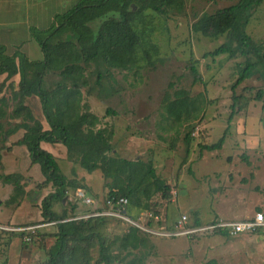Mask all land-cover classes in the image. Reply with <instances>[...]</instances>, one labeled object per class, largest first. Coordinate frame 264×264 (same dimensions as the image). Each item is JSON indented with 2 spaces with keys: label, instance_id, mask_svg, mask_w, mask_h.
<instances>
[{
  "label": "rangeland",
  "instance_id": "374dc122",
  "mask_svg": "<svg viewBox=\"0 0 264 264\" xmlns=\"http://www.w3.org/2000/svg\"><path fill=\"white\" fill-rule=\"evenodd\" d=\"M235 2L237 0H184L181 12L147 19L152 29L150 43L156 50L144 61L140 60L139 66L122 69L105 65L108 71L103 73L101 80H97L93 63L85 66L86 83L80 88L82 102L100 118L98 126L113 130L112 152L127 159L151 161L157 175L170 184V195L166 199L155 196L149 210L156 209L157 202L163 218L159 224L167 227L173 226L180 214H186L188 222L198 219L204 224L216 218L251 217L255 206H260L256 203L264 204V62L257 63L253 74L233 91L231 86L238 76V66L245 57L204 56L205 52L224 42L226 36L208 38L191 30L192 22L202 13H212ZM98 23L97 20L91 26L96 27ZM246 32L264 50V1L254 9ZM12 50L10 47L9 51ZM250 59L255 61L256 57L251 55ZM191 66L197 69V81H194ZM59 80L57 73L52 71L44 75L47 89L55 87ZM1 83L0 98L7 99V112L10 113L16 104L12 90L17 86L14 82ZM176 89L187 90L191 97L204 95L206 101H198L201 110L195 120L180 123L167 116L165 97L173 98ZM258 91L262 92L260 98L257 97ZM233 103L235 111L228 124ZM28 105L33 115L48 128L39 98L33 95L28 99ZM107 108L112 112H106ZM8 121L14 122L12 119ZM3 122L5 130L9 127L7 119ZM189 130L192 140L187 144L184 137ZM224 132L221 148L207 151L200 147L217 142ZM23 133V129H18L5 135L0 129V174L8 173L6 168L15 156L27 157L26 147L17 144ZM251 139L257 140L254 147L250 146ZM52 147L61 172L69 178L75 177L78 181H74L90 196L104 200L109 189L106 186L108 180H104L101 172H87L71 162L64 145L56 143ZM29 166L22 173L28 196L21 202L27 200L32 207H37V220H40L44 218L42 200L54 188L49 184L40 185L42 181L35 180ZM76 189L67 188L63 200L53 201L51 210L68 218L85 213V206L66 200ZM11 190L12 186L0 179V209L7 213V219H11L12 212L21 204L16 206L5 202ZM238 196L245 197L247 203L236 201ZM129 209L140 222L159 225L148 222L146 217L143 219L141 213L148 210L139 211L130 206ZM102 217L101 221L90 217L92 220L84 235L70 241V248L64 254L65 261L68 260L69 264H104L100 261L98 235L112 244V254L119 252L117 244L112 241L126 232L130 224L113 216ZM40 231L42 234L34 236L28 243L15 235L19 242L13 246L0 237V264H7L10 247L24 251V257L12 259L11 264H40L47 260L56 228L44 227ZM134 252L137 255L145 252L144 264H207L209 260H215L217 264H264V234L253 232L230 236L215 232L191 237L150 234L147 245ZM124 253L121 252L120 258Z\"/></svg>",
  "mask_w": 264,
  "mask_h": 264
},
{
  "label": "trees",
  "instance_id": "16d2710c",
  "mask_svg": "<svg viewBox=\"0 0 264 264\" xmlns=\"http://www.w3.org/2000/svg\"><path fill=\"white\" fill-rule=\"evenodd\" d=\"M263 1L237 0L234 4L218 8L212 13H202L191 24L193 32L201 33L205 37L226 36L224 42L205 52L204 56L225 54L229 58L239 55L245 57L244 62L238 66V76L231 86L233 91L238 84L253 74L257 63L264 62L262 45L246 32L254 9ZM183 6L184 0H77L64 11L56 13L49 26L43 30L30 27V34L41 49V59H30L19 47L8 53L5 45L0 42V75L5 73V80H9L19 74L17 87L12 90L16 104L10 113L7 112V99L0 98V129L5 135H11L18 129L24 130L17 144L26 147L31 164L39 165L44 177L40 185L49 184L54 188L42 200V221L68 218L65 214L60 216L52 211L51 205L53 201L63 200L67 188H81L74 181L75 177L69 178L61 172L56 157L41 147L43 141L64 145L67 159L87 172L99 170L104 180H108L107 196L126 197L128 208L130 206L139 211H149L155 196L166 199L170 195V184L157 175L151 161L127 159L112 152L113 130L98 126L100 118L83 104L80 88L86 83L84 72L87 64L95 65L97 80H101L103 73L108 71L105 65L122 69L139 66L140 60L144 61L148 54L156 50L155 45L150 43L152 29L148 26L147 19L154 15L168 16L170 13H179ZM97 20L98 25L91 26V23ZM251 55L256 57L255 61L250 59ZM49 71L57 73L60 77L51 89L44 85V75ZM191 72L194 81H197L199 76L194 66H191ZM261 94L262 92L258 91L257 97L260 98ZM33 95L41 102L48 129H44L41 121L25 105L26 99ZM233 99H236L235 95ZM199 100H205L203 94L191 97L187 90L176 89L173 98L166 95L164 109L168 117L180 123L190 122L199 115ZM233 110L234 103L228 124ZM109 111L112 112L107 108L106 112ZM4 119H7L9 126L5 130ZM184 138L187 144L191 142V130L186 132ZM224 139L225 132L217 142L200 147L207 151L219 149ZM0 179L12 186L11 194L5 202L19 205L26 195L23 174H0ZM155 203L156 209L152 211L159 213L158 204ZM128 211V215L136 219L130 212L131 209ZM102 218L93 219L101 221ZM90 220L92 219L57 222L53 226L56 228L53 234L54 244L48 251L47 260L40 264H69L68 260L65 261L64 254L70 248V241L84 235ZM190 224L198 226L202 223L195 219ZM40 232L39 230L34 234L32 239L42 234ZM216 232L227 235L224 231ZM149 235L136 226L129 225L126 232L117 235L112 241L117 244V254H112V244L105 242V238L98 235L100 261L104 264H144L145 252L137 255L134 251L147 245ZM12 236L15 234L0 237L5 238L8 243ZM123 251L125 253L120 258ZM207 264L217 263L215 260H209Z\"/></svg>",
  "mask_w": 264,
  "mask_h": 264
},
{
  "label": "crops",
  "instance_id": "0c3cea01",
  "mask_svg": "<svg viewBox=\"0 0 264 264\" xmlns=\"http://www.w3.org/2000/svg\"><path fill=\"white\" fill-rule=\"evenodd\" d=\"M76 1L77 0H0V42L3 45H5L8 53H12L17 47H19V49L23 51L30 59H41L42 58L41 49L37 44L36 40L33 39L30 34V27L34 26L37 29L43 30L44 28L49 26L53 16L56 13H60L64 11ZM10 47H12L13 49L12 51H9ZM39 52L41 53V55L39 54ZM5 78H6L5 73L0 75V79H2L1 81L2 83L6 82L7 84H9L12 81L17 86L19 82V74L11 77L8 81L5 80ZM30 97H28L25 101V105L28 106L29 108H31L28 105V99ZM40 121L44 129H48L43 124L42 120ZM256 143L257 140L255 139L250 140L251 147H254ZM54 144L56 143H49L43 141L41 142V147L53 154L51 149L53 148L52 145ZM26 152H27L26 158H22V157L18 158L17 156H15L12 159L13 162L6 168L8 173H4V174H10L15 172L22 174L24 173V170L30 165L29 170L30 173L32 174L34 173L35 180L42 181L44 177L40 171L39 165L31 164L27 149ZM26 191L28 192V188L26 189ZM25 196H28V194H26ZM237 198L239 199H236V201L247 203L245 197L243 198L242 196H238ZM256 204L260 206L259 207L255 206V210L253 211V213L259 209L260 210L264 209L263 203L257 202ZM261 206H263V208H261ZM5 209L7 208L4 207V210ZM2 217H6V218L3 219ZM8 217L9 216L7 215V213L1 212L0 209V222L3 223L29 224L36 221L38 222L42 221V218L40 220H37L39 217L37 207H32L31 203H29L27 200L22 201L21 204L12 212V215L10 216L11 219H7ZM247 217L248 215L243 216V218L240 219H244ZM233 220H239V219H233ZM3 236L7 237L8 235H3ZM9 242L11 246H13L15 243L18 245L19 237L13 236L11 237ZM11 250L13 251L12 252L13 254H11ZM23 252L24 251H20L19 249L16 251L15 248L11 249L10 247V254H8L7 256L8 258L6 263L11 264V260L17 257L23 258L24 257Z\"/></svg>",
  "mask_w": 264,
  "mask_h": 264
},
{
  "label": "built area",
  "instance_id": "2783aa9c",
  "mask_svg": "<svg viewBox=\"0 0 264 264\" xmlns=\"http://www.w3.org/2000/svg\"><path fill=\"white\" fill-rule=\"evenodd\" d=\"M74 203H79L87 208L85 213H77L69 218L59 221L81 220L90 217L113 216L123 220L124 222L136 226L144 232L160 237H176V236H196L199 233H215L216 231H224L227 235L236 236L243 233L260 232L264 234V209L255 211L251 217L244 219H222L216 218L213 221L192 226L188 222L186 214H180L174 221L173 226L167 227L166 225L159 224L163 220L158 212L145 211L141 213L143 219H148L158 226H152L132 219L128 215V200L124 196H106L103 201L97 200L90 196L85 190L78 188L72 192L71 196H67ZM141 217V216H140ZM139 217V218H140ZM146 217V218H144ZM59 221H40L37 223L29 224H12L0 222V234L10 235L15 234L19 236L22 241L28 243L32 241V236L44 227L54 226ZM147 221V220H146ZM22 234V236H20Z\"/></svg>",
  "mask_w": 264,
  "mask_h": 264
}]
</instances>
